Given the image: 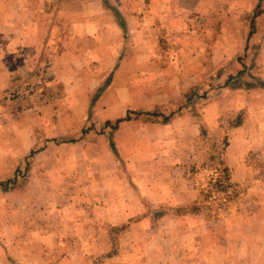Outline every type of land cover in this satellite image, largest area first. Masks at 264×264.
Wrapping results in <instances>:
<instances>
[{
	"label": "rangeland",
	"instance_id": "rangeland-1",
	"mask_svg": "<svg viewBox=\"0 0 264 264\" xmlns=\"http://www.w3.org/2000/svg\"><path fill=\"white\" fill-rule=\"evenodd\" d=\"M151 2L0 0V142L11 127L16 146L15 165L0 164V264H264V0H201L157 33L152 14L167 7ZM121 6L131 20L111 34V63L141 68L121 75L126 97L141 100L80 134L84 120L66 115L86 102L65 103L72 135L57 141L45 70L34 85L23 70L3 77L2 60L40 30L62 36L71 17L78 28L95 13L120 18ZM166 64L190 91L158 103L152 75ZM42 122L46 152L28 155L37 136L22 126ZM109 137L120 162L106 154ZM36 154L49 164L30 167ZM44 174L56 199L38 196Z\"/></svg>",
	"mask_w": 264,
	"mask_h": 264
},
{
	"label": "crops",
	"instance_id": "crops-1",
	"mask_svg": "<svg viewBox=\"0 0 264 264\" xmlns=\"http://www.w3.org/2000/svg\"><path fill=\"white\" fill-rule=\"evenodd\" d=\"M200 1L201 0H152L151 4L156 7H167L166 13L160 12L158 15L157 8L152 14L154 22H157L156 24L154 23V25H156L154 27L157 29L155 30L154 28L155 33L160 31L158 30V28H160L158 26L159 22H170L172 21V17L174 20L180 18L182 21V16H186L190 9L196 12L197 8L198 11ZM123 6L125 5L123 4ZM171 7H174L173 12H171ZM121 8L123 9L122 6ZM115 16L117 17V15ZM118 17L120 18L115 19L114 16L109 13H95L89 16V19L85 21V24H77L79 25L78 28L82 29L80 34L77 32L78 28H74L72 25L74 24V18L71 17V21L67 25L65 31L63 32L64 35L62 36L51 35V31H46V33L42 32L41 34L40 30L38 31V34L34 33L30 35V41L27 44L24 42L21 47H17L16 52L12 51L13 48H9V50L7 48L8 53H6V61L2 60V63L7 64L2 67L5 71L3 77H10V74H12L11 71L14 70V76L12 77L16 78L17 76H15V74L19 73L20 70H23L25 78L28 76V80L34 85H37V80L33 75L39 74L41 71L44 72V70V73H47V78L43 82L45 86H48L49 88L45 91V94L47 96H50V94L53 95V98L50 101L52 103V108L56 112L53 113V117L50 119L52 122L57 123L53 126V132L56 134L55 138L57 141L64 138L62 137L64 134L72 135V129L68 127L65 128L64 124H62L64 123V115L62 112H59L61 110H66L65 103H70L76 100L86 102L83 105L84 109H82L81 105L80 108L76 110V113L71 114L68 112L66 115L84 120L81 121L80 124L73 130L75 134H80L81 132L86 131L84 130V127H87L89 124L96 126L101 122L104 124H111L112 121H117V119L120 118L119 116H121L120 113L127 112L128 107L126 105V101H128V99L131 101L141 100V95L136 99L126 97L127 94L131 92L129 88H131L132 85L129 84V82L121 81L122 71H124L125 68H129V70H136L140 67L137 64H132V67L131 63L127 62L126 58L122 61L120 55L117 57L118 61L115 60V62L113 61V63H111V34L114 31H117L118 35L121 34L124 31L123 25L128 27V22L131 20V15L128 16L126 11L125 14L121 13ZM68 21L69 20L67 19L65 24ZM121 23L124 24L122 25ZM162 26L163 25H161V28ZM123 48L125 47H120V49ZM155 52V57L158 58L160 50L157 48ZM11 53L13 54L9 55ZM172 66L173 65L171 64H166V69L164 71L161 67L159 68L157 65L155 66L158 73L157 75L155 73V75L152 76L156 77L157 81H155L156 87L152 86V88H154L156 93L153 90L152 92L150 91V93H152L154 100L158 103L174 102L178 100L180 96H183V94H187L188 91H190L189 88H184L187 83L186 78L178 76L176 81L173 82L176 75L173 73L174 66ZM155 67H151L152 72ZM198 69L199 72H197L196 75L198 80H200L202 75L200 67H198ZM34 70H38V72H34ZM139 70H141V68ZM81 71H87L89 75L90 73H95L96 77L91 76L82 81ZM189 80L190 79H188V81ZM16 82L17 81H15V83ZM8 85H11V83ZM198 86H202L201 80ZM160 93L166 94L161 96ZM132 108H134L133 105ZM42 115L47 118L46 115ZM44 117L40 115V118L44 119ZM65 119L68 120L69 118ZM67 124L70 125L69 123ZM45 127H47V124H45ZM43 128V122L39 129L37 125H34L33 128H31L29 124L22 126L24 133L26 131L25 134H33L37 136V138L34 139V143H31L32 145L28 144L29 146L25 149L26 153L31 152L32 149H38V154L41 156L46 152V149L44 148L45 146L43 147L41 144H38V139H43L42 134L38 136L39 132L44 130L46 131V128L44 130ZM109 134L110 133H108V135ZM111 137L108 138V143L106 144V152H108L106 154L110 156L112 155L114 162H120L119 153L118 151L116 152V144L112 140L113 137ZM102 138L105 142V138L103 136ZM5 139L0 142L3 143L2 147L0 146V164H9L14 166L16 148L15 129L8 127ZM28 155L31 154L28 153ZM35 156H37V154L34 155V157H29L30 167L35 166V164H40L41 166L49 164V161L43 162V158L39 159V157ZM95 160L98 161V164H100V157H96ZM54 165H60V167H62L63 164L55 163ZM46 174H44V183L40 177V181H42L41 185H43V187L42 191L38 193V196L41 198L51 197L56 199L57 192H52L51 188L53 187L48 185L49 181L46 180ZM31 188L30 190H33V187ZM55 188L56 185L54 186V190H56ZM28 197H30V195Z\"/></svg>",
	"mask_w": 264,
	"mask_h": 264
}]
</instances>
